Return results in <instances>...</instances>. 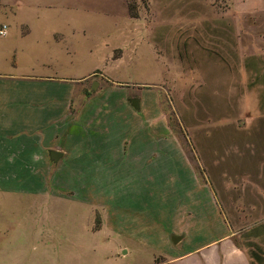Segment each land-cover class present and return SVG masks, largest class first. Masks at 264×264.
<instances>
[{
  "label": "rangeland",
  "instance_id": "obj_1",
  "mask_svg": "<svg viewBox=\"0 0 264 264\" xmlns=\"http://www.w3.org/2000/svg\"><path fill=\"white\" fill-rule=\"evenodd\" d=\"M25 1L0 0V26L9 29ZM63 3L66 7L73 3L83 27L89 28L77 29L80 44L69 49L71 54L65 48L64 72L82 76L98 68L85 80L71 82L75 95L90 97L101 91L92 111L105 113L112 107L116 113L122 98L115 87H130L127 94L158 91L161 120L166 119L199 183L219 195L221 208L236 230L235 247L264 251V242L258 244L248 233L264 214L262 207L251 208L262 202L248 183L264 187V0ZM120 56L122 61L108 63L109 57ZM151 92L144 94L149 110L145 115L153 119ZM38 178L42 185L56 184L54 171ZM16 179L17 185L24 181ZM5 183L1 177L0 184ZM50 194L48 201L0 194V264H173L168 258L198 243L188 232L175 245L155 242L164 257L138 242H128L127 251L121 252L120 242L91 233L101 229L100 210L92 211L88 232L84 207L70 205L64 216L55 192ZM218 258L214 253L207 261L193 259L187 264H217Z\"/></svg>",
  "mask_w": 264,
  "mask_h": 264
},
{
  "label": "crops",
  "instance_id": "obj_2",
  "mask_svg": "<svg viewBox=\"0 0 264 264\" xmlns=\"http://www.w3.org/2000/svg\"><path fill=\"white\" fill-rule=\"evenodd\" d=\"M69 4L26 0L23 11L10 20L7 35L0 38V178H6L0 194L48 201L55 192L64 216L70 205L84 207L88 232L93 224L90 215L98 209L101 229L91 233L120 242L121 252L127 251L128 242H138L164 257L155 242L174 244L171 238L179 237L178 244L193 232L198 243L168 258L170 262H204L215 253L217 264H264V251L235 247L236 230L221 208L219 195L199 183L166 119L161 120L158 91L137 88L127 94L130 87L111 86L122 98L116 113L112 107L105 113L92 111L101 91L90 97L75 95L71 82L85 80L98 68L82 76L64 72L65 48L80 44L77 29L84 26L75 5ZM123 56L109 57L108 63L120 62ZM147 92L154 97L153 119L145 115ZM134 99L137 109L130 104ZM59 121L55 128L53 123ZM51 151L62 157L51 160ZM49 170L54 171L56 184L38 183L37 178H44ZM19 177L24 181L17 185ZM248 183L262 202L251 208L264 209V187ZM250 226L252 239L264 242V214Z\"/></svg>",
  "mask_w": 264,
  "mask_h": 264
},
{
  "label": "water",
  "instance_id": "obj_3",
  "mask_svg": "<svg viewBox=\"0 0 264 264\" xmlns=\"http://www.w3.org/2000/svg\"><path fill=\"white\" fill-rule=\"evenodd\" d=\"M91 88L94 90L96 88V84L94 83ZM130 104L133 108H136V109L138 108V101L136 99L131 100ZM49 157L51 160L56 162L62 157V154L59 152L51 151V152H49ZM179 240H180L179 237H172L171 238V242L174 244H176Z\"/></svg>",
  "mask_w": 264,
  "mask_h": 264
},
{
  "label": "built area",
  "instance_id": "obj_4",
  "mask_svg": "<svg viewBox=\"0 0 264 264\" xmlns=\"http://www.w3.org/2000/svg\"><path fill=\"white\" fill-rule=\"evenodd\" d=\"M7 26L6 25H1L0 26V37H4L7 34Z\"/></svg>",
  "mask_w": 264,
  "mask_h": 264
}]
</instances>
